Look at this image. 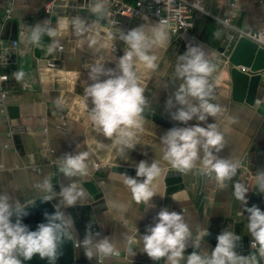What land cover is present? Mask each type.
I'll list each match as a JSON object with an SVG mask.
<instances>
[{
  "label": "crops",
  "instance_id": "obj_1",
  "mask_svg": "<svg viewBox=\"0 0 264 264\" xmlns=\"http://www.w3.org/2000/svg\"><path fill=\"white\" fill-rule=\"evenodd\" d=\"M50 1L0 0V37L19 41L18 63L4 84L8 90L6 97L2 96L0 82V193H7L23 207L43 197L34 185L43 176H51L50 167L58 166L59 158L69 152L90 153L89 174L73 178L85 188L87 200L76 207L62 209L74 220L73 259L56 264H98L96 259L88 260L77 243L78 239L83 240L90 223L93 232L100 233V238L109 237L120 249L119 257L106 260L104 264H168L166 259L154 262L143 254L140 239L162 208L181 212L191 230L185 259L180 264H186L187 255L194 250L210 253L216 246L217 235L224 230L241 237L236 248L239 254H257L258 264H264L257 248L251 247L245 206L235 199L232 187L236 181L247 184V206L256 205L264 211V195L256 190V173L264 170V69L259 71L260 79L252 101H247V93L242 100L235 99L233 65L226 63L220 54L224 36L215 19L232 13L230 0H201L203 11L194 12V27L187 41L178 39L165 28L166 41L159 45L154 43L149 53L156 56L155 69H148L137 58L133 59V71L144 89L146 103L143 127L133 130L137 133L134 140L137 145L125 154L115 143V136L105 137L90 120L92 105L84 95L91 83L89 70L94 65H103L118 71L119 59L128 50L121 34L143 26L152 36L153 26L159 23L139 17H121L120 24L113 25L106 5L104 14L91 13L96 0H61L67 6L65 11L47 13L46 5ZM237 2L234 23L246 29L264 30V0ZM77 17L88 26L80 35L72 26ZM38 24L56 31L60 47L53 54L47 51L51 37L44 35L40 46L31 42V29ZM113 45L118 46V52L112 49ZM193 46L202 50L205 58L215 65L208 80L211 87L217 88L213 102L224 109L223 118L216 123L225 138L218 155L238 160L240 164L237 176L226 182L225 189L216 183L214 173L207 175L203 169L202 150L195 166L183 173L163 158L161 137L172 127L187 126L172 120L169 111L175 109H167L166 101L183 82L175 74L178 57ZM49 60L56 62L57 67L49 66ZM238 68L242 70L241 66ZM18 71L24 73L19 81L14 75ZM256 99H261L259 105L254 103ZM214 122L209 117L208 123ZM195 123V120L189 122ZM16 125L22 126L24 131L12 133L11 128ZM141 160L149 165L155 162L160 168L159 175L149 186L154 195L147 205L137 204L124 183L126 175L135 177V168ZM57 175L58 195L61 187L71 181L59 172ZM89 184H93L94 191L89 189ZM59 199L52 201L56 205ZM135 227L139 231H135ZM194 243H199L200 247L194 248ZM61 256L63 253L59 261Z\"/></svg>",
  "mask_w": 264,
  "mask_h": 264
},
{
  "label": "clouds",
  "instance_id": "obj_2",
  "mask_svg": "<svg viewBox=\"0 0 264 264\" xmlns=\"http://www.w3.org/2000/svg\"><path fill=\"white\" fill-rule=\"evenodd\" d=\"M90 11L97 15L104 14V0H96ZM165 24L166 21L162 20L153 26L152 36L143 26L122 33L121 39L128 50L119 59L118 71L106 69L103 65H94L89 70L91 83L84 90V95L92 105L90 120L105 137L111 139L115 136V143L124 154L127 150H134L137 145L134 143L137 133L133 130L143 127L142 113L146 103L144 89L133 71V59L137 58L148 69L157 67L156 56L149 53L154 43L159 45L166 41ZM72 26L77 35L85 33L88 27L86 21L79 17L72 21ZM44 35L52 38L47 51L53 54L60 47V40L55 38L53 28L39 24L34 26L31 29V42L40 46ZM214 71L215 65L205 58L198 47H189L178 57L175 74L183 82L166 101V108L175 109L169 111L172 120L187 126L167 130L161 142L164 145L163 158L182 173L195 166L202 150L203 169L214 173L216 183L225 189L228 187L226 182L233 181L237 176L240 164L238 160L218 155L224 147L225 138L216 121L223 118L224 109L218 102H213L216 97L212 94L208 77ZM14 75L18 81L24 77L22 71ZM254 103L259 105L261 99H256ZM209 117L215 122L208 123ZM194 120L195 124H189ZM90 167L92 162L88 151L69 152L59 158L57 169L71 182L62 186L58 195L54 191L52 176L45 175L36 182L34 187L43 193L41 202L60 198L54 206V213H45L46 222L38 224L36 230H30L22 222L28 214L26 208L19 201L14 202L7 193H0V264H24L36 255L47 260L48 264H56L62 245L75 235L74 220L62 209L76 207L87 200L85 188L73 178L86 177ZM135 170V177L126 175L124 183L137 204H150L154 193L149 186L159 175L160 168L155 162L149 165L141 160ZM232 187L235 199L245 206L247 229L252 237L251 247L257 248L259 257L264 258V211L256 205L247 206V184L236 181ZM256 190L264 195V170L256 173ZM135 231L139 230L135 227ZM205 235H208L207 231ZM190 236L191 230L183 214L162 208L154 217V223L140 235L143 254L154 262L166 259L168 264H180L185 259ZM216 240V246L210 253L194 250L188 254L186 264H258L257 254L245 256L236 251L241 237L234 232L224 230ZM77 243L84 250L85 257L88 260L96 259L98 264L121 255L117 244L109 237L100 238V233L93 232L91 223L86 228L83 240L78 239ZM193 247L199 248L200 244L194 243Z\"/></svg>",
  "mask_w": 264,
  "mask_h": 264
},
{
  "label": "built area",
  "instance_id": "obj_3",
  "mask_svg": "<svg viewBox=\"0 0 264 264\" xmlns=\"http://www.w3.org/2000/svg\"><path fill=\"white\" fill-rule=\"evenodd\" d=\"M108 9V18L113 25L120 24L121 17H139L154 20L157 23L166 21L165 28L170 34L182 41L190 38L189 32L194 27V12L203 11L201 0H104ZM230 6L233 8L229 16L222 18L216 17V21L221 27L223 33V43L220 54L224 61L229 63L230 55L241 38H247L264 48V30L246 29L234 23L237 16V0H230ZM66 4L61 0H51L46 5L47 13H56L65 11ZM18 40H5L0 37V82L2 83V96L6 97L7 88L5 82L9 81L12 68L18 63ZM115 52L119 51L117 45H113ZM48 65L57 67V63L49 60ZM243 71L245 67H241ZM213 95L217 94V88L212 86ZM24 128L20 125L12 126V133L23 132ZM210 175V172H207Z\"/></svg>",
  "mask_w": 264,
  "mask_h": 264
},
{
  "label": "water",
  "instance_id": "obj_4",
  "mask_svg": "<svg viewBox=\"0 0 264 264\" xmlns=\"http://www.w3.org/2000/svg\"><path fill=\"white\" fill-rule=\"evenodd\" d=\"M229 62L233 65L232 77L234 82V98L242 100L244 93L248 94V102L252 101V96L256 91L260 79L259 71L264 69V48L247 38H241L235 45ZM238 66L245 67L248 71H243ZM54 191L58 184L57 166L50 167ZM91 191H94L93 184L87 185ZM41 198L23 206L28 213L23 217V223L28 225L30 230H36L37 225L46 222L45 213L52 214L55 211L53 201L41 202ZM61 261L57 259L56 263H68L73 259V242L65 241L61 248ZM63 257V258H62ZM37 262H36V261ZM35 261V262H34ZM24 264H48L47 260H42L38 255L32 260L25 261Z\"/></svg>",
  "mask_w": 264,
  "mask_h": 264
}]
</instances>
